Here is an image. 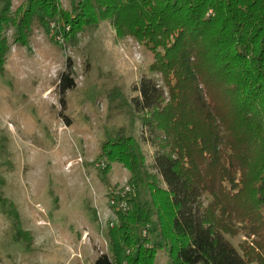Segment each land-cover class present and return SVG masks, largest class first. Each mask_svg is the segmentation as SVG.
Instances as JSON below:
<instances>
[{"label": "trees", "instance_id": "16d2710c", "mask_svg": "<svg viewBox=\"0 0 264 264\" xmlns=\"http://www.w3.org/2000/svg\"><path fill=\"white\" fill-rule=\"evenodd\" d=\"M3 1L0 72L6 31L26 45L34 25L75 44L108 20L152 54L159 81L141 77L132 98L152 162L126 127L101 144L102 172L121 165L134 190L91 264H160L159 252L170 264H264V0ZM74 87L68 64L62 103ZM239 234L248 240L236 246ZM16 238L31 247L29 231Z\"/></svg>", "mask_w": 264, "mask_h": 264}, {"label": "rangeland", "instance_id": "374dc122", "mask_svg": "<svg viewBox=\"0 0 264 264\" xmlns=\"http://www.w3.org/2000/svg\"><path fill=\"white\" fill-rule=\"evenodd\" d=\"M60 1L66 9L75 2ZM10 3L14 10L21 0ZM3 4L0 0V10ZM5 36L1 263L91 264L110 250L106 233L114 215L108 197L129 177L117 163L102 172L101 144L126 127L152 162L154 148L132 103L141 77L159 81L149 69L152 54L131 37L117 38L108 20L86 28L75 44L56 34L53 25L48 32L34 25L26 45L14 40L13 28ZM68 64L75 87L65 92L62 103L57 84ZM19 231L30 232V248L16 238ZM228 238L236 246L248 240L243 234ZM157 262L170 264L165 252L157 254Z\"/></svg>", "mask_w": 264, "mask_h": 264}, {"label": "built area", "instance_id": "2783aa9c", "mask_svg": "<svg viewBox=\"0 0 264 264\" xmlns=\"http://www.w3.org/2000/svg\"><path fill=\"white\" fill-rule=\"evenodd\" d=\"M59 38L60 35H59ZM102 166L105 164L102 163ZM134 188L132 185L128 184L127 181L121 185V187L117 190H113L108 197L109 206L113 209V217L109 221L110 227H113L114 223L117 221L116 211L122 210L126 211L129 207L128 199L130 198V194L133 192ZM147 226L141 229V236L146 235ZM102 253V252H101Z\"/></svg>", "mask_w": 264, "mask_h": 264}, {"label": "bare ground", "instance_id": "6f19581e", "mask_svg": "<svg viewBox=\"0 0 264 264\" xmlns=\"http://www.w3.org/2000/svg\"><path fill=\"white\" fill-rule=\"evenodd\" d=\"M46 93H48L47 90H46Z\"/></svg>", "mask_w": 264, "mask_h": 264}]
</instances>
